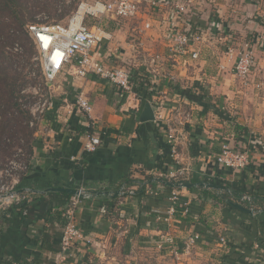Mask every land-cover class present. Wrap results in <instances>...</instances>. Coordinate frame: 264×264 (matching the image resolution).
Listing matches in <instances>:
<instances>
[{"label":"crops","instance_id":"0c3cea01","mask_svg":"<svg viewBox=\"0 0 264 264\" xmlns=\"http://www.w3.org/2000/svg\"><path fill=\"white\" fill-rule=\"evenodd\" d=\"M153 10L149 14L139 10L129 28L132 37L117 35V30L103 24L112 37L101 45V54L117 65L134 64L139 69L152 64L151 53L162 55L153 66L162 74L174 75L177 85L161 78L154 95L191 114L184 124L172 120L164 126L176 132L178 157L191 168V180L213 176L231 182L241 177L247 192L258 196L253 195L255 213L245 217L209 198L194 207L202 210L199 217L177 219L173 229L176 246L162 244V217L173 203L167 184L151 172L172 165L165 148L166 130L154 120H140L150 100L128 94L95 74L72 75L67 64L47 86L54 105L31 137L30 168L19 187L32 195L27 214L9 208L0 215V264H54L61 256L64 229L60 213L74 194L56 187L83 188L89 195L77 212L84 238L77 242L74 258L80 263L230 264L228 255L231 263L235 259L242 262L248 255L252 264H264L254 259L257 237L263 235L264 150L255 154L253 169L229 171L215 161L223 142L237 144V125L264 141V19L254 0H190L189 20L205 29L212 21L220 27L215 28L212 41L196 45L199 57L192 58L170 50L165 28L174 19V8L163 2ZM246 41L254 46L258 62L244 86L232 72L233 58L227 48L237 49ZM188 91L206 95L215 107L205 112ZM81 95L93 106L89 116L76 108ZM88 131L103 140L94 152L84 150ZM250 135L243 134L241 139ZM147 176L156 182L143 196L136 193L138 184H127V179L145 180ZM184 195L196 200L188 190ZM195 232L203 236L188 248L186 242ZM219 236L226 237L231 246L220 243ZM248 242L253 244L249 249ZM240 254L246 255L241 259Z\"/></svg>","mask_w":264,"mask_h":264},{"label":"built area","instance_id":"2783aa9c","mask_svg":"<svg viewBox=\"0 0 264 264\" xmlns=\"http://www.w3.org/2000/svg\"><path fill=\"white\" fill-rule=\"evenodd\" d=\"M150 1L154 6H159L164 2L174 8V21L168 22L165 28V35L173 53L188 54L192 58H198L199 49H197L196 45L209 43L217 35L215 28L218 29L220 27L215 21L210 22L208 28L205 29L195 25L187 18L186 14L190 0ZM254 1L262 19H264V0ZM140 3L141 0L81 2L76 12L64 24L42 21L28 23L26 30L36 46V59L42 66L45 78L44 83L37 81L22 87L19 91V101L21 107L30 114L27 124L31 128H37L44 121L47 111L54 105L47 86L57 79L67 64L72 75L87 77V75L95 74L118 86L128 94L138 96L135 88L140 83H144L153 94L150 103L153 105L155 112L154 122L166 130L167 143L171 147L173 156L172 165H168L165 169L154 170L151 173L160 179L186 183L192 178V170L189 166L183 164L178 157L179 138L176 132L173 128H165L164 126L172 120L176 123L184 124L186 120H189L191 114L183 106L172 105L166 98L157 99L154 95L159 91V87L162 84L161 78L168 79L167 81L174 85H177V79L166 71L162 74L158 68L153 66L162 60V55L156 51L150 54L152 64L144 69H139L134 64L126 66L107 61L110 56L104 57L100 52V47L106 40L111 39V34L106 31L101 22L92 25L87 23V18L90 16L96 19L104 17L133 19L139 13ZM262 38H264V35ZM6 50L8 53H21L22 45L19 42H15L6 46ZM227 53L230 58H233L232 72L242 81L244 86H247L258 62L254 46L250 41H246L237 49L231 46L228 47ZM219 66L224 68L223 64ZM35 74L36 71H33L32 75L34 77ZM146 79L150 80V85H147ZM76 108L84 116H89L93 106L87 97L81 95L77 99ZM7 141L11 142L12 140L8 138ZM19 142L20 144L14 149L13 156L0 170V215L14 205L32 201V195L29 192L19 189L22 178L28 173L30 168V155L25 147V140L20 139ZM102 143L103 140L98 133L88 131L84 150L94 152ZM259 144H262V140L256 135H250L248 139H245L241 150L233 148L229 142H223L220 151L216 154V164L235 171L245 169L249 165L255 166L254 159L255 154L260 151ZM212 178L213 176H209L207 179L210 180ZM186 189L185 187H176L169 195L173 206L162 217L164 225L161 233L162 244L176 246L173 229L177 225L178 206L182 207L180 212L183 215L192 216L194 207L202 203L200 198L194 201L193 198L186 197L184 195ZM88 196L86 190L83 188L78 189V192L71 197L69 204L63 210L65 224L61 240L62 253L54 264H85L84 262L80 263L74 256L77 242L84 238L77 212ZM196 201L198 202L196 203ZM238 203L254 209L253 194L246 192ZM27 208L23 209L24 214H27ZM202 236L201 233H193L186 242V246L188 248L191 247ZM218 241L226 245L228 242L224 236H219ZM255 249L257 250L255 254L264 257V244L257 242ZM175 250L177 254L178 249Z\"/></svg>","mask_w":264,"mask_h":264},{"label":"rangeland","instance_id":"374dc122","mask_svg":"<svg viewBox=\"0 0 264 264\" xmlns=\"http://www.w3.org/2000/svg\"><path fill=\"white\" fill-rule=\"evenodd\" d=\"M96 1L99 0H0V12L5 16L1 22L3 26L6 25L3 37H0V94L2 95V100L8 104L13 103L16 94L22 87L29 83H36L37 81L44 83L45 77L42 66L38 59H36V46H34V42H32L31 38V40L28 38L25 32L26 24L36 21L48 23L60 22L64 24L76 12L81 2L95 3ZM100 1L110 2L115 0ZM153 6L150 0H141L139 9L146 10L149 14L153 10ZM3 7L6 9L3 10ZM134 18L112 19L104 17L100 18V20L90 16L87 18V23L92 25L101 22L102 25L107 24V29L117 30V35H131L132 37L131 33L133 30L129 28L133 20H135ZM1 26L0 30H2ZM15 42H19L22 45L21 53H8L6 46L12 45ZM33 71H36L35 77L32 75ZM178 125L180 124L178 123ZM25 134H27L31 142L32 134L30 130L25 128L18 120L12 123L6 134L12 141L8 142L6 146L4 144L0 145L2 149L0 151V170L13 156L15 147L20 144L19 140L24 138L22 136Z\"/></svg>","mask_w":264,"mask_h":264},{"label":"trees","instance_id":"16d2710c","mask_svg":"<svg viewBox=\"0 0 264 264\" xmlns=\"http://www.w3.org/2000/svg\"><path fill=\"white\" fill-rule=\"evenodd\" d=\"M2 9L5 10L6 8L3 7ZM1 15L2 14L0 12V26L2 25V22H1L2 19L5 17V16H3V15L1 16ZM5 27H6V25L5 26H3V25L1 26L2 30H0V37H3V31L5 32V30H6ZM25 32L28 35V38L30 39L31 36L29 35V32L26 30V28H25ZM32 42H33V40H32ZM1 49H2V47H1ZM3 51H4V48H3ZM146 81L148 83L147 85H150V82H149L150 80L146 79ZM135 89H136L137 94L139 96H143L145 99H148V100L152 99V95L153 94L148 90V88L144 85V83H140L139 86L136 87ZM187 95H189V97L192 98L193 100L200 102L204 106V111L205 112L210 110V109H213V107H215L214 104H212L210 102V99L207 98L206 95H204V94H197L195 92L188 91ZM215 111L217 113H221L219 109H217V110L215 109ZM29 119H30V114L28 113V111L24 110L21 107V103L19 101V91L16 94L14 102L13 103H9V104L6 101L2 100V95L0 94V145L1 144H4L5 146L7 145L8 136L6 134L8 133V130L10 129L12 123L15 122L16 120H18V122H21L24 125V127L27 128L28 130H30L31 134L33 135L34 130L36 128H31L27 124ZM237 129L239 130V133H238L239 136L238 137H240V138L238 139L236 145L233 144L231 146L233 148H237V149L241 150L242 149V143H243V140L241 139V135H243V134L244 135H250L251 133L248 130V128H246L245 126L237 125ZM87 130H91L92 131L91 126H88ZM91 131H89V132H91ZM22 137H24V138H21V139L25 140V143H26L25 147H26V149H27V151H28V153L30 155V153L32 151V146H31V143L29 141V137L27 136V134H25ZM165 144H166L165 148L167 149V152H170L167 159L172 161L173 157L171 155V147H170V145L168 143H165ZM259 146H260V148L262 150H264V141L263 140H262V144H259ZM1 150L2 149L0 148V151ZM253 168H254L253 165H249L245 169H253ZM228 170L232 171V169H228ZM202 181L203 182L215 183V184L222 185V186H226L229 189V191H227V190L224 191V192L223 191H217L214 188H210V187H207V186H204V185L199 186V187L187 188L188 191H190L191 193L194 194V199H197L199 197L200 199H202V202L204 203V201L208 200L209 198H214L216 200H219V201L223 202V204H225L229 209L235 210L237 213H239V214H241V215H243L245 217H248V216L250 217L251 216L248 212H245V211L239 209L238 207H236L234 204H232L234 202L238 203V201H240L241 197L247 192V186H246L245 182L242 180L241 177L240 178H236L235 180H232L231 182L222 180L220 178H212L210 180L209 179L201 180L200 178H198V177L196 178L195 177L194 179L188 181L187 183H189V182H202ZM155 182H156V179L153 176H147V178L145 180H133V179H129L128 180L127 179V184H138L139 185V189L136 191V193H138V194H140L142 196L148 193L149 189L151 188V186L153 184H155ZM166 188L168 189V191H170V193L172 192V190L176 189L174 186H171V185H166ZM252 193L254 195V198H258V196H256L254 194V191ZM30 203H22V204H19V205H14L11 208L15 212L23 214V209L26 208V207L29 208V204ZM246 207H248V206H246ZM181 210H182V207L178 206L177 218H179L181 220H184V221H187L190 218L199 217L200 214H201V211H202L200 208L199 209L194 208L193 212H192L193 213L192 216H189V215L185 216V215H183L180 212ZM62 213H63V211H61L60 217H62V219H63V229H64L65 218L62 216ZM260 222H261V225H263L262 231H264V221H260ZM244 225H245V227L249 228L248 224H244ZM257 238L259 239V242L261 244H264L263 235L258 236ZM228 243H229V246H231V242H228ZM252 245L253 244H251V242H248L247 245H246L247 249L251 248ZM233 247H235V246H233ZM235 253H237V252H235ZM245 255L244 254L243 255L240 254V258L242 259L243 256L245 257ZM249 258L250 257H248V255H247L246 259H242V260L240 259L242 262H237L238 260L235 259V260H233V263H231V255H228V261H229L230 264H252V262L250 261ZM255 259H256L257 263L264 262V257L260 256L259 254H255ZM82 262H84V261H82Z\"/></svg>","mask_w":264,"mask_h":264},{"label":"water","instance_id":"95a60500","mask_svg":"<svg viewBox=\"0 0 264 264\" xmlns=\"http://www.w3.org/2000/svg\"><path fill=\"white\" fill-rule=\"evenodd\" d=\"M154 119H155V112H154L153 105L150 102H147V103L144 104L143 109L141 111L140 120L145 122V121H153ZM157 180L162 182V183H164V184L171 185V186H174V187H179V188H181V187H185V188L199 187V186L204 185V186H207V187H210V188H214V189H217V190H227V191H229V189L226 186H222V185H218V184L210 183V182L176 183V182H172V181H168V180H164V179H160V178H158ZM53 189L54 190L67 191V192H69L71 194H76L78 192V189L65 188V187H56V188H53ZM108 193H110V192L108 191ZM116 193H120V191H118ZM232 204H234L239 209H241V210H243L245 212H248L250 214H254L255 213L254 209L248 208V207H246L243 204H239L237 202H234Z\"/></svg>","mask_w":264,"mask_h":264}]
</instances>
